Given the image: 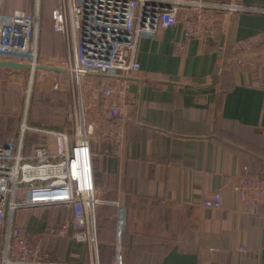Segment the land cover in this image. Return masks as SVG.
Wrapping results in <instances>:
<instances>
[{"label":"crops","instance_id":"crops-1","mask_svg":"<svg viewBox=\"0 0 264 264\" xmlns=\"http://www.w3.org/2000/svg\"><path fill=\"white\" fill-rule=\"evenodd\" d=\"M220 1L264 9V0ZM1 2L6 13L34 10V0L28 10L29 0ZM215 24L214 37L190 38L184 52L176 47L180 26L138 41L141 69L130 84L135 98L122 148L117 154L108 141L92 145L98 264H114L119 244L123 264H264V208L244 205L234 189L243 165L264 175V13L221 14ZM42 32L40 22L39 55L50 57ZM67 54L64 42L59 56ZM13 71L0 67V74ZM2 80L0 75V93ZM1 100L0 114L8 110ZM64 117L40 124L25 114L23 120L73 133V123L67 117L68 127ZM19 137L20 129L0 121V142ZM45 138L26 133L22 153L28 156ZM49 140L55 151L54 138ZM210 191L221 192V208L198 204ZM120 206L125 210L121 234ZM14 224L28 237H43L54 260L96 264L87 244L72 237L69 207L22 209L14 213ZM6 229L0 227V263Z\"/></svg>","mask_w":264,"mask_h":264},{"label":"built area","instance_id":"built-area-1","mask_svg":"<svg viewBox=\"0 0 264 264\" xmlns=\"http://www.w3.org/2000/svg\"><path fill=\"white\" fill-rule=\"evenodd\" d=\"M40 9L41 0H34L32 12H0V59L29 63L33 68L42 64ZM243 11L264 13L258 7L220 0H58L51 12L52 27L67 47L68 54L59 67L65 69L74 95L73 109L68 112L74 132L31 126L24 119L19 140L0 142V227L7 225L0 264H72L52 259L40 235L28 237L13 227L17 210L53 204L71 208L72 237L87 244L98 264L92 145L108 141L117 154L122 148L134 106L130 84L141 69L139 39L180 26L182 38L176 47L184 52L188 39L215 36L218 15ZM62 86L59 79L53 83L55 90H62ZM28 132L43 133L46 138L26 156L22 150ZM49 137L54 138L55 151ZM234 189L244 205L264 208V175L243 165ZM198 204L219 209L222 194L210 191ZM124 216L120 206V234ZM114 264H123L120 244L116 245Z\"/></svg>","mask_w":264,"mask_h":264},{"label":"rangeland","instance_id":"rangeland-1","mask_svg":"<svg viewBox=\"0 0 264 264\" xmlns=\"http://www.w3.org/2000/svg\"><path fill=\"white\" fill-rule=\"evenodd\" d=\"M5 1L7 3V0ZM30 3L31 0L26 4L27 8L24 9H30ZM54 4L55 1L50 6L52 7ZM1 5L0 7L4 8H1L0 11L7 12L8 8L5 7V3L1 2ZM51 27L52 25L49 24L48 28L51 29ZM41 36L43 37V50L46 54L50 55V57L40 58L42 64H46L48 61L45 58H48L51 62H54L52 63L53 65H61L65 57L64 55L60 57L59 54L60 51L64 50V42L57 41L56 35H53V33H45ZM0 75L4 83L3 90L0 93V96H3L1 103L2 101L4 103L5 100L8 109L6 113L0 114V121L2 122L4 120L5 125L11 129H20L25 114L28 115L30 121L46 124L51 123L49 119L54 117L57 118L55 119L56 121L59 120L58 117L63 119L64 115L66 117L68 111H72L73 109V104L72 102L70 103L71 95L69 93L71 92L73 94V92L68 87L69 79L65 73L43 69L36 70L33 73L32 70L24 69L11 73L2 72ZM57 79L63 83L62 90L53 89V83ZM67 117L66 123L69 127ZM17 199L20 200V197L18 196Z\"/></svg>","mask_w":264,"mask_h":264},{"label":"water","instance_id":"water-1","mask_svg":"<svg viewBox=\"0 0 264 264\" xmlns=\"http://www.w3.org/2000/svg\"><path fill=\"white\" fill-rule=\"evenodd\" d=\"M0 67L14 69V70H24V69L42 70L43 69V70H49V71H54V72H60V73H63L65 71L64 68L56 66V65L38 64L33 68V66L29 63H23V62H18L14 60H4V59H0Z\"/></svg>","mask_w":264,"mask_h":264},{"label":"trees","instance_id":"trees-1","mask_svg":"<svg viewBox=\"0 0 264 264\" xmlns=\"http://www.w3.org/2000/svg\"><path fill=\"white\" fill-rule=\"evenodd\" d=\"M54 0H48L47 3H44V1L42 0L41 2V9H40V22H41V25H42V34L44 35L45 33H52L49 28H48V25L51 24L52 25V17H51V12H52V9L57 5V3L55 2V4L51 7L50 4L53 3ZM58 2V1H57ZM27 12H30V11H27ZM48 20H49V24H48ZM51 29L53 30V27H51ZM54 33H59V32H56L54 31ZM53 33V35H55ZM33 122V121H31ZM33 208V207H31ZM26 209V208H24ZM22 210V209H20ZM19 211V210H17ZM97 222V220H96ZM97 226H98V223H97ZM14 227H17L19 228L18 225H15L14 224Z\"/></svg>","mask_w":264,"mask_h":264}]
</instances>
